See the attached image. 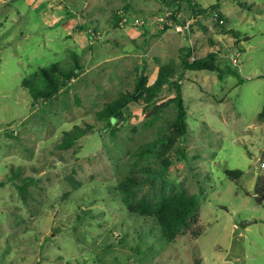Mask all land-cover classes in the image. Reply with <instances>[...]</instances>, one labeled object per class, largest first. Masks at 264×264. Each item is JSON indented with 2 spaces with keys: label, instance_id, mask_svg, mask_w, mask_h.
Returning a JSON list of instances; mask_svg holds the SVG:
<instances>
[{
  "label": "rangeland",
  "instance_id": "rangeland-1",
  "mask_svg": "<svg viewBox=\"0 0 264 264\" xmlns=\"http://www.w3.org/2000/svg\"><path fill=\"white\" fill-rule=\"evenodd\" d=\"M192 2L0 0V264H264L255 194L264 183V0ZM209 54L219 71L183 65ZM77 64L48 101L23 84H37L42 68ZM169 66L175 75L152 101L131 103L125 122L104 129L106 103L133 91L139 74L151 85ZM176 81L183 156L170 128ZM75 126L91 130L64 147ZM163 135L169 145L139 153ZM128 178L151 201L195 195L197 222L166 240L154 216L125 206L116 186Z\"/></svg>",
  "mask_w": 264,
  "mask_h": 264
},
{
  "label": "trees",
  "instance_id": "trees-1",
  "mask_svg": "<svg viewBox=\"0 0 264 264\" xmlns=\"http://www.w3.org/2000/svg\"><path fill=\"white\" fill-rule=\"evenodd\" d=\"M182 1H185L189 6H192V0H162V2L167 5H172L175 2L179 4ZM240 5L244 6L243 3ZM218 6V4L212 6V12L216 15V23L221 25L220 22H223V16L220 14ZM127 11L128 6L115 10L114 15L116 16L117 21L121 20ZM192 11L194 16H196V13L205 12V10L199 9H192ZM172 17L174 22L184 26L183 23L176 18V16ZM168 27V24H165L163 31ZM189 56H192L190 50L187 52V57ZM214 60V54H209L203 58L194 57L191 62H189V60H185L183 61V65L188 70L219 71V68L214 65ZM80 69L81 67L78 64L74 68L67 71L53 65L51 69L47 70L42 68L40 70V79L37 84L35 83V80H24L23 84L29 89V93L33 99H43L48 101L60 89L65 87L70 80L74 79ZM174 75L175 73L171 66L162 67L154 83L147 85L146 76L139 74L133 91L120 93L115 100L106 103L101 111L97 113V118L100 121L106 122V127H104V129H108L113 123L117 124L118 122H125L126 116L124 111L131 103H137L140 100H144L146 103L152 101L156 94L161 91L164 85L170 82ZM180 76L181 74L178 77ZM173 86L176 96H174L172 101L176 106V114L174 119L171 121L170 128L174 129V132L178 137L180 155L183 156L184 142L187 135V111L181 94L180 84L176 81L173 83ZM257 118L259 121L264 122V107L258 113ZM86 129L91 130V127L87 126V128H80L79 126H75L70 133H67L66 138L63 140V146L69 147L76 139L83 136L87 132ZM171 140L172 139L169 136L163 135L151 143L143 145L139 153H156L159 145H169ZM162 162L166 166H169L171 163L170 161L164 159ZM17 171L19 172L20 170L18 169ZM227 173L240 174L238 170H227ZM13 176L18 177V174L14 173ZM141 184L142 181H139L138 178H128L121 181L120 184L116 186V189L121 194L122 201L127 209L144 215L154 216L156 218V222L161 228V235L166 240H174L176 236L182 234L183 231L188 230L190 226L197 222L196 212L198 208V200L195 195H188L186 193H180L179 195L173 197L161 195L157 200L151 201L144 196L139 197L137 195V190ZM255 194L258 204L264 201V183L261 184V180L256 185ZM196 235L199 236L200 234L196 233Z\"/></svg>",
  "mask_w": 264,
  "mask_h": 264
},
{
  "label": "water",
  "instance_id": "water-1",
  "mask_svg": "<svg viewBox=\"0 0 264 264\" xmlns=\"http://www.w3.org/2000/svg\"><path fill=\"white\" fill-rule=\"evenodd\" d=\"M264 158V152L262 154V159ZM252 223V221H244L242 222V227L245 228L247 225H250Z\"/></svg>",
  "mask_w": 264,
  "mask_h": 264
},
{
  "label": "built area",
  "instance_id": "built-area-1",
  "mask_svg": "<svg viewBox=\"0 0 264 264\" xmlns=\"http://www.w3.org/2000/svg\"><path fill=\"white\" fill-rule=\"evenodd\" d=\"M164 25H165V24H163V28H164ZM168 25H169V24H168ZM181 27H183L184 29H188V28H189V24L187 23L186 26H181Z\"/></svg>",
  "mask_w": 264,
  "mask_h": 264
}]
</instances>
